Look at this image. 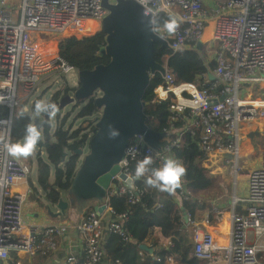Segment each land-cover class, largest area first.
I'll use <instances>...</instances> for the list:
<instances>
[{"label": "built area", "instance_id": "built-area-1", "mask_svg": "<svg viewBox=\"0 0 264 264\" xmlns=\"http://www.w3.org/2000/svg\"><path fill=\"white\" fill-rule=\"evenodd\" d=\"M135 1L151 15L152 22L159 14L169 15L176 24L154 31L172 53H196L206 72L199 87L194 82H174L165 69L152 88L156 101L166 106L161 150L148 146L141 136L129 140L118 173L96 205L106 216L96 217L92 224L96 231L104 228L114 237L112 246L115 242L123 245L133 239L123 223L135 208L143 211L145 219L146 212L173 201L171 216L162 220L180 226L183 238L192 243L194 258L206 264L213 256L222 255L221 261L228 264H240L244 259L251 262L242 264H251L264 252V152L256 168L247 171L241 167L239 157L246 145L239 126L264 120V90L261 97L247 87L264 84V0ZM106 14L102 0H0V107L8 111L0 117V249L29 253L37 230L23 216L26 202L33 198L26 185L30 167L12 154L10 145L18 93L25 99L49 75L72 69L63 56L69 39L96 33L92 22L100 27ZM209 42L214 45L212 54ZM100 46L105 48L104 38ZM210 62L214 63L212 69ZM184 134L198 138L204 153L202 166L217 175L214 189L220 197L230 198L226 222L205 227L199 222L200 215L190 217L183 206L193 193L184 178L183 184L176 180L182 167L172 150ZM222 154L230 158L226 156L218 165ZM240 178L247 183L245 195L236 193ZM135 181L152 184L153 189L145 194ZM137 236L138 247L132 256L142 264H166L161 251L167 248L181 252L175 235L160 239L145 232ZM99 258L100 253L92 254L85 263ZM114 260L115 264L125 263L121 256Z\"/></svg>", "mask_w": 264, "mask_h": 264}, {"label": "trees", "instance_id": "trees-1", "mask_svg": "<svg viewBox=\"0 0 264 264\" xmlns=\"http://www.w3.org/2000/svg\"><path fill=\"white\" fill-rule=\"evenodd\" d=\"M153 23L155 30L176 24L166 14L157 15ZM103 36L102 33L96 32L80 38L73 37L69 39L63 55L65 62L77 70L90 68L101 62L105 63L108 58L105 55L99 56L97 53ZM153 47L154 60L164 65L165 69L172 74L174 82H194L202 87L204 81L202 75L206 72V69L196 53L190 50L172 53L168 48L157 42L153 43ZM213 66L214 63L210 62L209 68L212 69ZM161 79L160 73H153L143 96V100L146 102L144 112L149 116L146 123L157 132H161L167 126L165 103L157 102L152 93L153 86L158 84ZM211 82L212 80L209 84ZM71 91H73V88L69 87L57 90L47 102L42 101L41 93L34 97V100L27 107V111L19 109L13 112L11 140L18 143V140L25 137L30 130L32 132L30 139H26L25 143L19 145L16 152L18 157H22L30 163H35L37 179L33 194L36 197L38 206H45L46 210L51 205L56 206L62 193L67 192L79 165L76 151L87 146L91 135L95 132V121L100 115L95 106L94 98H88L85 102L72 104L71 108L65 110L61 115L55 114L52 132L50 131L49 122H46L41 129L34 132L32 128L33 118L43 116L52 102ZM25 106L22 105L21 108ZM7 112L6 108L0 107V117L7 115ZM172 152L182 167L187 187L193 193L192 199L183 202V206L190 211V217L212 210L208 209V203L203 195L205 189L215 186L216 179L208 176L206 169L202 166L204 153L200 149L198 140L184 134L180 145L174 147ZM173 207L174 202L168 201L164 208L146 212L145 219L142 218L143 211L135 208L130 219L123 223V228L132 234L133 239L128 240L123 245H117L115 242L111 251L112 257L122 256L125 259L124 264H141L130 253L132 249L137 247L139 242L137 235L147 232L150 236L160 239H165L171 234L179 238V242L182 244L180 246L181 252L176 253L175 249H172L178 264H203L191 255L192 243L183 238L182 231L179 229L180 226L174 225L171 221L162 220L164 216H171L170 213ZM53 233H55L54 230H49L47 236L44 237L43 234L40 236L58 242L57 236ZM50 256L49 252L42 250L36 254L35 258L19 257L18 259H23L24 264H45ZM257 261V264H264V252L258 253Z\"/></svg>", "mask_w": 264, "mask_h": 264}, {"label": "water", "instance_id": "water-1", "mask_svg": "<svg viewBox=\"0 0 264 264\" xmlns=\"http://www.w3.org/2000/svg\"><path fill=\"white\" fill-rule=\"evenodd\" d=\"M102 6L107 14L97 32L104 35L108 60L78 70L72 95H63L48 106L41 120L38 117L32 120L35 132L48 122L53 109L61 110L92 97L96 108L100 109L86 152L83 153V149L76 151L79 165L65 193L66 200L61 196L56 204V216L73 206L77 208L78 205L103 200L110 180L119 171L118 162L132 137L141 136L148 146L160 151L161 139L166 134L147 125L149 116L144 112L146 102L143 96L152 74L158 72L162 76L165 73L164 65L153 58V43H160L168 49L169 45L154 31L151 15L145 13L135 0H115L114 3L102 0ZM197 47L200 48V43ZM97 93L99 95H95ZM96 208L102 211L101 207ZM141 249L151 252L144 245H141Z\"/></svg>", "mask_w": 264, "mask_h": 264}, {"label": "crops", "instance_id": "crops-1", "mask_svg": "<svg viewBox=\"0 0 264 264\" xmlns=\"http://www.w3.org/2000/svg\"><path fill=\"white\" fill-rule=\"evenodd\" d=\"M205 51L207 50L205 49ZM208 51L210 50L208 49ZM209 78L212 79L211 77ZM239 131L240 136L245 141V145L257 157L253 162L255 166L247 169L249 171L259 165L262 153L264 152V120L240 124ZM260 137H263V146L253 143L255 139ZM203 196L208 203V209L212 210L199 214V222L204 224L203 226L205 227H210L215 223L226 222L228 217L226 210L229 206L228 200L220 197L216 190L204 192ZM31 202L37 206L34 201L31 200ZM225 204L227 205L225 206ZM96 205V202H92L88 205H78L77 208L73 206V208H68L59 216L54 215L58 209L53 213L48 209V212L54 218L49 219L39 216L37 225L34 224L38 227L34 234L33 251L31 253H15L14 255L5 254L0 259L7 261L8 264H24L23 259L20 260L18 259L19 257L35 258L38 252L45 250L51 254L45 264H86L85 259L90 260L91 255L95 253H100V258L97 262H90V264H115L114 257L111 254L113 247L111 244L114 237L104 228L96 231L95 226L92 224V220L96 217L106 216L105 213L102 214V211L99 212L97 210ZM62 216L64 217L63 219L59 218ZM49 230H54L55 233L53 234L57 236L58 242L40 236L41 234L44 237L47 236ZM134 249L130 253L131 256ZM221 260L222 255H215L206 264H219L222 262Z\"/></svg>", "mask_w": 264, "mask_h": 264}, {"label": "rangeland", "instance_id": "rangeland-1", "mask_svg": "<svg viewBox=\"0 0 264 264\" xmlns=\"http://www.w3.org/2000/svg\"><path fill=\"white\" fill-rule=\"evenodd\" d=\"M100 27L96 31H100ZM104 38V37H103ZM214 45H212L211 42L208 43V47H209V54H212L214 52ZM98 55H104L105 54V50L99 48V50L97 51ZM108 60V59H107ZM77 72L78 70L75 68L70 69L69 71H67L66 73H53L51 75H49L48 77H46L45 79H43L37 86L36 91H34L33 94H31L29 97L22 99V95L20 94V91L18 93V99H19V103L18 105L15 107V112L19 109L23 110V111H27L28 110V106L30 105V103L34 100V97H36L37 95L42 93V101L43 102H47L50 97L52 96V94L54 92H56L57 90H61L64 87H73L77 84ZM95 95H99V94H95ZM22 105H26L25 108L21 106ZM71 105H67L64 108H62L61 110L55 108L53 109L50 114H49V120L48 122L50 123V131L52 132L54 129V115L55 114H59L61 115L65 110L70 109ZM100 112V109H98ZM59 111V112H57ZM40 119L43 118V116H38ZM43 126V125H42ZM39 127L38 129L42 128ZM31 130L27 133V135L21 139H19L18 143L17 141H13L11 142L12 144V154H14L15 156L18 157L17 155V148L19 147V145L25 143L26 139H30L31 137ZM17 143V144H16ZM246 149V151H245ZM244 149V151L241 152L240 157H239V164L241 165L242 168H244V170L247 169H251L255 166V164L253 163L255 161V159L257 158L256 155H254L252 153V151H247L250 150V148L248 146H246ZM87 150V146L85 148H83V153H85ZM33 151V150H32ZM83 155L80 156V160L82 158ZM43 157H45V155H43ZM20 158V157H19ZM22 158V157H21ZM30 167V179L35 183L36 179H37V170H36V165L34 162L30 163L28 161H26L24 158H22ZM241 195V194H240ZM62 198L63 200H66L65 198V194L62 193ZM230 199V198H228ZM227 199V200H228ZM36 204V203H35ZM37 206L33 205L31 201H27L26 205L24 207L23 210V216L26 218V220L29 223H33L37 225V222L39 221V216H43L46 218H54L53 216L50 215V213L48 212V210H46L45 206H38V204H36ZM50 211L56 212L57 207L55 205H51L49 206ZM61 219H63L64 217H59ZM58 219V218H57ZM59 219V220H61ZM35 225V226H36ZM38 227V226H36Z\"/></svg>", "mask_w": 264, "mask_h": 264}, {"label": "bare ground", "instance_id": "bare-ground-1", "mask_svg": "<svg viewBox=\"0 0 264 264\" xmlns=\"http://www.w3.org/2000/svg\"><path fill=\"white\" fill-rule=\"evenodd\" d=\"M98 28H99V24L97 22L93 21L92 22V29L97 30ZM66 48H67V45L65 46V50H66ZM99 48L104 49L103 46H100ZM155 86H153V87H155ZM259 86H260V84L257 85V86H255V84H253V85H248L247 87H248V89H249L250 92H256V93L260 94L261 97H263L264 84H261L260 87ZM71 88H73V90H74V86L71 87ZM71 92L73 93V91H71ZM86 100L81 101V102H85ZM97 120L95 121V123L97 122ZM134 138H135V136L132 137L130 140H133ZM194 138L198 140V138H196V137H194ZM11 142H12V140H10V145H12ZM198 142H199V140H198ZM262 142H263V137H260L258 139H255L253 141V143L255 145H258V146H263V143ZM245 151H246V149H245ZM247 151H250L251 152L252 150H247ZM223 159H225L224 154H222L221 156L218 157L217 164L218 165H219V163L221 164V162H222ZM205 171L208 174V176L216 179L217 175L211 174L208 170H205ZM183 178H184L183 177V170H181L180 173H179V175H178V177H176V180L180 184H183ZM133 184H135L136 186L142 187L145 190V194H148L153 189V185L152 184H147V183H144L142 181H135ZM26 185L28 186V188L33 193L34 187L36 186V182L34 183L30 179V171L29 170H28V172L26 174ZM246 190H247V183H246V181L244 179H241L240 178L238 180V188H237L236 193L238 195H240V194L241 195H245L246 194ZM207 191H215L214 186L205 189L204 192H207ZM32 201H34L36 204L38 203L37 200H36V197L34 196V194H33ZM226 205L227 204H225V206ZM30 225L31 226H34V224H32V223H30ZM151 237H155V236H151ZM33 248H34V246L28 252L31 253L33 251ZM161 253L166 258V264H178L177 261H176V259L174 258V255H173V252H172V248H167L165 250H162ZM5 254L14 255L15 254V251L12 250V249H0V258L4 257ZM250 262H248V260L244 259V260H241L240 264H242V263H250ZM257 262H258L257 260H254L253 263H251V264H257ZM219 264H228V263L225 262V261H222ZM229 264H230V261H229Z\"/></svg>", "mask_w": 264, "mask_h": 264}, {"label": "flooded vegetation", "instance_id": "flooded-vegetation-1", "mask_svg": "<svg viewBox=\"0 0 264 264\" xmlns=\"http://www.w3.org/2000/svg\"><path fill=\"white\" fill-rule=\"evenodd\" d=\"M104 55H105V54H104ZM100 56H103V55H100ZM105 56H106V55H105ZM106 57H107V56H106ZM71 94H72V92L69 93V95H71ZM60 98H61V97H60ZM39 119H40V118H39ZM40 120H41V119H40Z\"/></svg>", "mask_w": 264, "mask_h": 264}]
</instances>
